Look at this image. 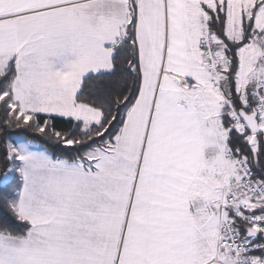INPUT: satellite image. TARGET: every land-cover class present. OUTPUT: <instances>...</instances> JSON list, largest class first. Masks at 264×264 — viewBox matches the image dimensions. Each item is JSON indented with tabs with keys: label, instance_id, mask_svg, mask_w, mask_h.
<instances>
[{
	"label": "snow or ice",
	"instance_id": "obj_1",
	"mask_svg": "<svg viewBox=\"0 0 264 264\" xmlns=\"http://www.w3.org/2000/svg\"><path fill=\"white\" fill-rule=\"evenodd\" d=\"M0 264H264V0H0Z\"/></svg>",
	"mask_w": 264,
	"mask_h": 264
}]
</instances>
